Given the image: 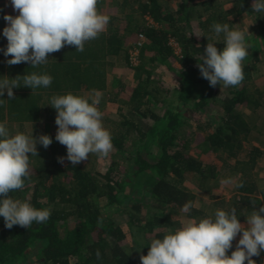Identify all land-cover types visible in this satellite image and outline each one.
Masks as SVG:
<instances>
[{"label": "trees", "instance_id": "obj_1", "mask_svg": "<svg viewBox=\"0 0 264 264\" xmlns=\"http://www.w3.org/2000/svg\"><path fill=\"white\" fill-rule=\"evenodd\" d=\"M227 1L232 2L230 7H226ZM252 3L176 0L174 5L170 0H116L117 12L123 15H109L110 24L86 41L83 51L66 45L36 67L29 62L8 65L10 57L0 51V79L26 72L47 73L53 78L48 87L32 90L21 85L13 89V98H8L6 91L0 98V121L21 126L30 122L34 136L44 131L53 138L47 148L37 144L38 155L30 157L24 187L9 193L37 208H49L51 215L46 222H33L29 228L14 225L10 229L0 217V264H141L152 239L181 227L175 217L179 213L199 220L217 209L235 208L240 221H247V215L264 206V184L255 171L264 155V140H259L263 148L254 146L245 158H238L251 135L264 137V129L251 125L239 109L264 110V91L250 80L264 53L262 16H256L259 30L246 35L249 48L239 85L210 86L199 69L207 36L209 42L222 39V35L215 36L212 25L219 22L236 28L235 21L243 15H256ZM4 14L0 0V48L7 46L2 35ZM119 19L125 20L123 27L117 24ZM140 35L143 40L134 64L130 50ZM217 47L222 49L223 42H217ZM116 60L137 72L139 83L128 97L122 96L127 86L119 81V89L108 90L109 70L117 66ZM156 65L167 67L178 83L155 82ZM92 90L103 94L98 108L119 104L118 112H110L105 122L113 129V148L120 156L106 168L87 167L90 161L72 165L66 146L55 140L58 125L56 131L51 125L57 115L48 104L53 95L71 92L86 96ZM191 122L204 134V150L234 159L232 168L238 179L229 200L202 196L211 192L217 174L213 164L189 152L184 127ZM152 146L157 150L151 151ZM124 161L128 164L120 168ZM193 179L197 185L191 187L187 181ZM186 202L193 205L189 213L182 211ZM118 213L125 215L124 223L114 219ZM234 243L228 253L235 249ZM263 256L264 250L252 259L259 264Z\"/></svg>", "mask_w": 264, "mask_h": 264}, {"label": "clouds", "instance_id": "obj_2", "mask_svg": "<svg viewBox=\"0 0 264 264\" xmlns=\"http://www.w3.org/2000/svg\"><path fill=\"white\" fill-rule=\"evenodd\" d=\"M10 4L18 10V15H3L7 25L2 35L7 46L0 48L5 57H10L6 60L8 65L45 64L50 53L66 45L83 51L85 42L96 38L110 21V16L98 9V0H10ZM251 8L260 17L264 16V0H253ZM212 29L222 39L209 42L206 35L208 43L199 64L201 76L213 87L217 83L239 85L244 79L249 30L230 28L227 23L219 22ZM220 41L224 44L222 49L217 47ZM52 79L50 74L37 72L0 79V98L5 96V91L8 98H13V89L21 85L32 90L48 87ZM102 95L101 91L92 90L87 96L69 92L50 98L48 104L57 110L55 140L66 146L67 159L72 165L88 159L92 153L107 156L113 148L111 132L104 127L103 113L98 108ZM52 142L48 134L38 137L33 132L13 134L6 122L0 121V217L4 218L5 227L29 228L33 222L49 219V208H37L9 193L24 187L30 173V157L38 155L37 144L47 148ZM192 207L191 202H186L182 211L189 213ZM240 233L229 255L228 250ZM149 245L148 253L140 258L141 264H245V261L256 264L252 257L264 250V206L247 215V227L240 222L235 208L217 209L211 216L188 219L180 228L152 239Z\"/></svg>", "mask_w": 264, "mask_h": 264}, {"label": "rangeland", "instance_id": "obj_3", "mask_svg": "<svg viewBox=\"0 0 264 264\" xmlns=\"http://www.w3.org/2000/svg\"><path fill=\"white\" fill-rule=\"evenodd\" d=\"M172 4L176 5V0H170ZM104 4L101 6H98V9L102 11L105 14L108 15H116L117 12V7L116 6V0H105L102 1ZM175 2V3H173ZM232 5L231 1H227L226 7H230ZM129 10V9H128ZM127 10V11H128ZM119 16L123 15L120 12L118 13ZM259 16V13H256V15H249L245 14L241 17L239 21H235V27L238 29H248L249 31L247 34L257 32L259 30V22L257 21V17ZM135 17L137 14L134 15ZM262 19L264 20V16H262ZM111 21V20H110ZM110 21L108 24H110ZM124 19H119L118 23L119 27H123L125 25ZM7 24L5 23V26ZM200 31V30H197ZM179 51V49H177ZM177 51V52H178ZM261 61L258 63V69L253 71V76L250 79L252 82H254L261 90L264 91V53L261 56ZM117 61V66L114 68H111L109 70V75H108V90H113L116 91L117 89L120 88L118 85V82H121L125 84L127 87L123 89L122 96L128 97V93L132 91V88H135L139 80L137 79V72L134 68L130 67L129 65L124 64L122 61L116 60ZM153 74H156L157 77L154 76L155 82L163 85H175L178 83L175 78H173V75L171 72L168 70L167 67L163 65H156L154 68ZM159 78L162 81H159ZM86 94V93H85ZM89 95V94H88ZM87 96V94H86ZM118 106L119 104L117 103H108L107 107L101 108L99 107V110L103 113V125L105 128H107L111 133H112V128H109L106 125L105 119L108 117V114L110 115V112L113 114H116L118 112ZM241 112L244 113V116H246L248 122L251 125L258 124L260 127L264 129V110L256 111L253 109L251 106H242L239 108ZM107 116V117H106ZM45 119L42 118V121L40 122L41 128H45L44 124ZM53 130L56 127L55 122H51ZM192 123V122H191ZM7 126L9 127L11 133L15 134L17 132H24L31 134L33 132V135L35 133L34 128L30 122L24 123V126H21L20 123L18 122H10L6 123ZM23 127V128H22ZM185 133H186V140L189 144V152L196 154L197 156L201 157L204 159L206 164H213L214 166V172H216V178H213L211 181L212 187H211V192L209 194H202V196L209 198L210 200H229L230 197L232 196L234 190L233 186H235L236 181L238 179L237 173L234 171L232 166L234 165V159L226 155L225 153L222 154V157H218L217 153L211 152L209 150H204L206 149V145H204L203 139H204V134L201 130H199L196 126V124L192 123L191 125H186L184 127ZM56 131V129L54 130ZM44 131H41L40 133L43 134ZM254 138V134L250 136L248 140L245 141L244 143V149H243V154L239 155V159L245 158L246 154L249 152L250 149L254 146H261V142L259 140H264L263 136H256ZM263 148V147H262ZM152 150H157L156 146L151 147ZM99 155V154H98ZM103 156V155H102ZM99 155L97 157V154L92 153L88 157V159L82 161L79 163V165H85L86 162L90 161L87 163V167L89 165L91 166H96L97 168L99 167H104L106 168L109 166L114 160L119 158V153L115 151L114 148L110 151V153L106 156V158L102 157ZM102 164H99V163ZM128 162L124 161V163L120 164L119 167L122 168L121 166L127 165ZM31 165H33L31 163ZM212 166V165H211ZM209 167V166H208ZM207 167V168H208ZM256 171V176L257 178L261 181V183L264 184V155L261 157V159L258 162V166L255 169ZM196 179H193L192 181H187V183L191 186L194 187L197 184ZM174 215V213H173ZM176 218L180 219L181 224H185L190 217L183 213H179V215L175 216ZM114 219L119 221V222H125V215L124 214H116L114 216ZM192 219V218H191ZM245 222V221H244ZM242 222V224H244ZM246 224V223H245ZM244 224V225H245ZM181 225V226H182ZM240 235L242 233L238 234L237 237L234 239V245L236 247L237 242L240 238ZM131 241V240H130ZM229 255L231 253H228ZM264 264V263H261Z\"/></svg>", "mask_w": 264, "mask_h": 264}, {"label": "built area", "instance_id": "obj_4", "mask_svg": "<svg viewBox=\"0 0 264 264\" xmlns=\"http://www.w3.org/2000/svg\"><path fill=\"white\" fill-rule=\"evenodd\" d=\"M147 20L150 22V23H155L154 20L147 16ZM140 40L138 41L137 44H135V46L130 50V53H131V61L134 63V64H137L138 63V56H139V52H140V48H139V45H141V41L143 40V36L140 35L139 36ZM174 43V42H173ZM175 44V43H174ZM179 49V48H178ZM178 50L176 49V52ZM177 53H180V49Z\"/></svg>", "mask_w": 264, "mask_h": 264}, {"label": "crops", "instance_id": "obj_5", "mask_svg": "<svg viewBox=\"0 0 264 264\" xmlns=\"http://www.w3.org/2000/svg\"><path fill=\"white\" fill-rule=\"evenodd\" d=\"M102 1H105V0H98V5L97 6L103 5L104 3ZM3 2H4V5H5V13H10L12 15H18V10H14L13 9V7L10 4V0H3ZM5 23L7 24L6 21H5ZM106 28H107V26H106ZM240 222L242 223V222H244V220H242ZM244 224H245V227H247V221L246 220H245Z\"/></svg>", "mask_w": 264, "mask_h": 264}]
</instances>
